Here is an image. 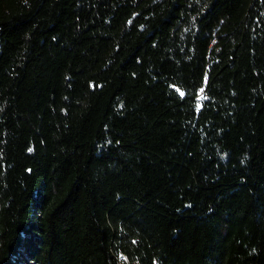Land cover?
Returning a JSON list of instances; mask_svg holds the SVG:
<instances>
[{
	"label": "trees",
	"instance_id": "16d2710c",
	"mask_svg": "<svg viewBox=\"0 0 264 264\" xmlns=\"http://www.w3.org/2000/svg\"><path fill=\"white\" fill-rule=\"evenodd\" d=\"M0 264H264V0H0Z\"/></svg>",
	"mask_w": 264,
	"mask_h": 264
},
{
	"label": "snow or ice",
	"instance_id": "6c2138e0",
	"mask_svg": "<svg viewBox=\"0 0 264 264\" xmlns=\"http://www.w3.org/2000/svg\"><path fill=\"white\" fill-rule=\"evenodd\" d=\"M203 91V90H202ZM182 94V93H181Z\"/></svg>",
	"mask_w": 264,
	"mask_h": 264
}]
</instances>
